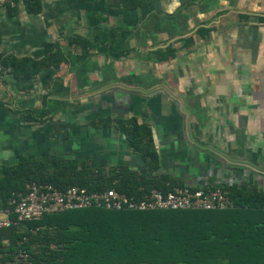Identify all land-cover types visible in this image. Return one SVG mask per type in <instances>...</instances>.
Segmentation results:
<instances>
[{
  "label": "crops",
  "instance_id": "obj_1",
  "mask_svg": "<svg viewBox=\"0 0 264 264\" xmlns=\"http://www.w3.org/2000/svg\"><path fill=\"white\" fill-rule=\"evenodd\" d=\"M74 1L51 0L55 14L50 22L43 16L47 11L44 0H41L42 11L38 15L27 14L20 2L14 16L21 12L27 18L31 16L33 19L29 20L34 21L29 24L34 27L29 37H21L22 44L1 39L6 20L14 16L9 17L4 8L0 9L2 58L12 55L16 58L42 59L53 50L56 42L64 44L61 37L64 36L65 27L75 28L77 33L86 35L87 31L79 26L85 12L107 16L110 26L125 27H136L151 14H175L172 31L178 34L177 37L168 39L166 33H158L154 45L149 40L143 45V39L133 38L130 46L136 47V51L128 58L113 61L114 78L119 82L112 80L103 84L104 71L110 60H106L103 54L93 52L87 62L86 75L87 86L92 91H100L94 97L97 99L96 106L102 108L104 114L97 120L134 117L138 124H146L151 130L158 157L157 173L170 176L182 185L193 188L229 183L241 185L252 176L257 185L264 189V37L258 39L252 35L246 40L242 33L248 26L264 29V24L255 20V17L264 16V0H145L135 10L122 8L119 0L115 1L112 10L103 9L105 7L98 1H91L92 7L82 8L78 14L75 11L79 2L75 5ZM205 1H208L207 5ZM240 14L249 16V19H240ZM115 18L118 24L113 23ZM181 23L192 26L187 35L179 34ZM230 23L239 26L229 30ZM201 25L214 29L208 41L194 35ZM218 25L226 28L218 31ZM18 26L23 24L18 23ZM191 35L195 45L180 49L181 42L175 40ZM171 43L177 48L175 58L162 63L150 61L149 51L165 48ZM69 52H73L71 47ZM95 58L97 61L92 63ZM48 74L50 86L47 90L42 89L40 84L45 82ZM131 75L138 77L133 87L146 92L156 91L149 95L131 92L130 99L126 97L125 104H122L118 95H128L117 93L115 86ZM57 78L61 79L64 87H70L72 80L79 87L77 75L69 72L66 63L58 69L42 70L33 80L18 81L6 74L0 78V112L7 108L16 115L17 121L23 117L37 122L29 111L42 108L43 99L53 92L52 85ZM35 82L39 84L34 88L31 85ZM246 88L254 90L249 100L244 99L241 92ZM166 90L197 99L196 107L194 103L184 104L179 100L180 95L170 94L172 97H167ZM104 91L112 93V96L104 98ZM79 93L84 95L82 91ZM4 96H10L12 101H6ZM52 96L57 97L55 94ZM67 99L73 104L71 98ZM127 100L133 101V104L127 105ZM23 102L28 103L26 108H21L29 110L26 114H21ZM124 108L126 112L122 113L120 110ZM197 109L204 113H198ZM54 116H46L44 120ZM2 123H5L4 120ZM94 128L99 131H93L96 141L92 146L88 145V139L76 141L79 144L76 151L82 155L85 151V158H72L88 161L97 168L125 165L144 173L140 156L123 134L112 125ZM68 143L75 144V141L69 137ZM64 150L65 147H62L61 151L67 152ZM58 155L65 157L62 153Z\"/></svg>",
  "mask_w": 264,
  "mask_h": 264
},
{
  "label": "trees",
  "instance_id": "obj_2",
  "mask_svg": "<svg viewBox=\"0 0 264 264\" xmlns=\"http://www.w3.org/2000/svg\"><path fill=\"white\" fill-rule=\"evenodd\" d=\"M145 0H119L126 10H135ZM23 3L29 15L42 11L41 0H4L7 16L12 17ZM208 1H205L207 5ZM176 15L151 14L136 27L110 26L108 17L85 12L79 25L86 30L82 35L75 28H66L53 50L42 59L16 58L12 55L0 59L6 74L18 81L33 80L46 68L58 69L64 63L69 72L77 75L79 85H87V62L93 55L103 54L110 60L103 84L114 78L113 61L128 58L136 51L130 46L133 38L156 43L158 33L168 39L177 37L172 31ZM248 20L249 16L239 15ZM264 24V16L255 17ZM213 27L199 26L195 36L208 41ZM180 49L195 45L194 37H180ZM73 52H69V48ZM173 43L165 48L149 51L150 61L162 63L175 58ZM1 71V73H3ZM58 81V96L48 93L41 109H21V114L32 113V119L42 122L54 116L71 102L67 99L68 87ZM57 86V85H56ZM94 127L114 126L122 132L130 146L141 154L151 174L140 173L128 166L110 168L93 167L88 161L53 155L45 159L19 155L14 164L0 171V208H9L8 202L18 194L27 192V185L35 182L51 184L58 190L78 186L89 192L115 188L127 195L137 194L139 187L167 193L173 187L183 186L167 175L158 174V157L152 133L146 124H137L136 118H103L92 123ZM227 192L235 207L224 211H148L114 212L97 209L65 211L46 215L40 221L11 225L0 233V264H264V189L252 176L241 185L211 186ZM12 219L14 217L12 216ZM23 254L27 258H22Z\"/></svg>",
  "mask_w": 264,
  "mask_h": 264
},
{
  "label": "rangeland",
  "instance_id": "obj_3",
  "mask_svg": "<svg viewBox=\"0 0 264 264\" xmlns=\"http://www.w3.org/2000/svg\"><path fill=\"white\" fill-rule=\"evenodd\" d=\"M75 1H74L75 5L77 2H79L78 4L79 6L75 11V13L78 14L81 11L80 9L92 7L91 1H98L101 5L105 7L103 9L112 10L114 9L113 6L116 0H75ZM44 3L46 4L47 11L44 13L43 16L44 18H46V20H49L50 22V19L54 16L53 14H55V11H53L54 6H52L51 0H44ZM50 12L52 14L49 17L48 15ZM29 19H33V18H31V16L27 18L25 15H23L20 12L10 20H6V25L3 28L5 29V31L1 33V35L3 36V37L1 36L2 37L1 39H3V41L10 40V43L12 44H22L23 39L21 37L25 36V38L26 37L28 38L29 33L34 28L33 26H29L31 22H34ZM113 21H114L113 23L118 24L117 18L113 19ZM18 23L23 24V26H18ZM230 25H229L230 26L229 30L239 26V24L232 26L231 23ZM256 27L258 26H251V27L248 26V28H246L242 32L246 36V40L252 35H255V37L256 38L258 37V39H262L264 37V29L258 30L256 29ZM225 28L226 27L224 26H220V25L217 26L218 31H222V29ZM191 30H192V26H186L184 25V23H181L179 25V34L181 35H187V33H189V31ZM2 57L3 56L0 55V59H2ZM95 61H97L96 58L92 60V63H94ZM1 71L3 70L0 66V78L6 75V71L5 72L3 71V73H1ZM47 76L48 77L45 79V82H42V84H40L41 88L42 89L45 88L46 90L50 86L49 74ZM127 77L129 78L126 79V81L123 82L121 81L122 82L121 84L115 86L116 89H118L117 93L128 95V96L118 95V98L122 100V104H125L124 100L126 99V97L127 98L129 97L128 99H130L131 92L134 93L142 92L144 95H149L156 91L155 89H153L151 91L146 92V91H142V89L138 88L137 86L133 87L135 86V83L138 81V77L135 75H131ZM145 81H147V79ZM38 84H39L38 82H35L32 83L31 86L35 88L38 87ZM58 85H59L58 81H54L52 85V88H54V93L56 96H58V91H60V87H58ZM245 85L247 84L245 83ZM81 91L84 94L82 96L79 93ZM106 91H104L105 92L104 98L107 99L110 98L109 96H112V93H106ZM99 92H100L99 90L92 91V89L87 85H84L83 87L79 85L78 87L77 85H75V81L72 80V82L70 83V87H68V93H67V97L71 98V101L73 103L72 106L69 108H65L64 111H62L58 115L46 119L42 123L28 121L26 118L23 117L17 121L16 115H14L7 108H3V112H0V171L2 170L3 166L10 165L11 163L15 162L17 156L21 153L28 154L31 157H37L42 159H45L53 155H58L60 153L64 154L65 157L68 158H72V157L80 158L81 156L83 157L85 155V151L83 155L81 154V152L76 151V148L79 145L77 144L76 141L88 139L89 146H92V144L95 143L96 141L95 140L96 135L93 134L94 133L93 131H99V130L94 128L92 123L98 121L97 119L100 117V115L104 114L102 108L96 106L97 99L94 96L99 95L100 94ZM165 92L167 93L166 96L169 98L172 97L171 96L172 94L175 96L180 95L179 100L183 101L184 104L188 105L194 103L196 107L197 99L186 98V96L183 95L182 93L181 94L174 93L173 90H166ZM241 92L243 93L244 99L249 100L252 98L254 90L246 88L243 89ZM3 99H5L6 101L7 100L12 101V98L10 96L9 97L4 96ZM132 102L130 100H127L126 104L127 105L133 104ZM180 106L181 105L179 103V107ZM120 111H122V113L126 112L125 108ZM197 112L204 113V111H201L199 109H197ZM130 118H134V117H128L122 119L127 120ZM3 120L5 123H2ZM116 130L119 133L123 134L118 129ZM69 137H71L72 141H75V144L68 143ZM62 147H65L64 151L67 152L61 151ZM134 152L140 156L143 162L144 173L151 174L146 165V161L142 159L141 154L135 150Z\"/></svg>",
  "mask_w": 264,
  "mask_h": 264
},
{
  "label": "built area",
  "instance_id": "obj_4",
  "mask_svg": "<svg viewBox=\"0 0 264 264\" xmlns=\"http://www.w3.org/2000/svg\"><path fill=\"white\" fill-rule=\"evenodd\" d=\"M3 3L4 0H0V5ZM26 189L24 195H14L9 200V208H0V233L11 225L40 221L46 215L65 211H224L235 207L227 192L211 186L193 188L177 185L165 194L155 189L144 191L139 187L135 195L118 192L115 188L89 192L84 188L71 186L61 191L51 184L35 182L29 183ZM21 257L27 258V255L23 254Z\"/></svg>",
  "mask_w": 264,
  "mask_h": 264
}]
</instances>
